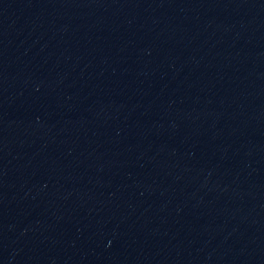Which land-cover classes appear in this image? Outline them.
<instances>
[{
	"label": "water",
	"instance_id": "water-1",
	"mask_svg": "<svg viewBox=\"0 0 264 264\" xmlns=\"http://www.w3.org/2000/svg\"><path fill=\"white\" fill-rule=\"evenodd\" d=\"M0 264H264V0H0Z\"/></svg>",
	"mask_w": 264,
	"mask_h": 264
}]
</instances>
